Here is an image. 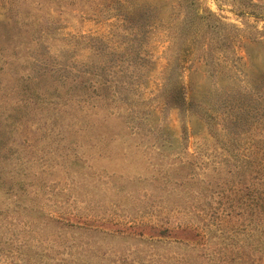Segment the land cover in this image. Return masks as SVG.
Returning a JSON list of instances; mask_svg holds the SVG:
<instances>
[{"label":"rangeland","instance_id":"1","mask_svg":"<svg viewBox=\"0 0 264 264\" xmlns=\"http://www.w3.org/2000/svg\"><path fill=\"white\" fill-rule=\"evenodd\" d=\"M0 264H264V0H0Z\"/></svg>","mask_w":264,"mask_h":264},{"label":"trees","instance_id":"2","mask_svg":"<svg viewBox=\"0 0 264 264\" xmlns=\"http://www.w3.org/2000/svg\"><path fill=\"white\" fill-rule=\"evenodd\" d=\"M70 225H71V226H75V224H73V223H70ZM77 227H78V228H85V229L90 228V227H88V226H84V225H80V224H77Z\"/></svg>","mask_w":264,"mask_h":264}]
</instances>
